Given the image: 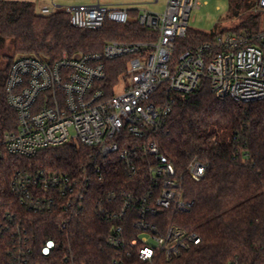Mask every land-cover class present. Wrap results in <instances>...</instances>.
Segmentation results:
<instances>
[{"label":"built area","instance_id":"1","mask_svg":"<svg viewBox=\"0 0 264 264\" xmlns=\"http://www.w3.org/2000/svg\"><path fill=\"white\" fill-rule=\"evenodd\" d=\"M258 3L257 10H264V0ZM198 6L199 0H167L161 13L138 11L139 25L152 38L109 41L101 51L64 52L57 60L23 55L9 69L7 99L17 113L18 128L0 135V155L34 157L47 148L84 145L92 150V166L97 162L95 173L102 174L99 161H118L127 174L139 176L135 189L110 191L95 202L109 223L105 244L113 254L106 264L171 262L201 243L197 233L156 219L165 210L189 211L194 202L185 196V180H201L208 167L194 156L180 170L161 150L156 137L178 97L208 80L219 99H264V26L218 33L194 49L178 51ZM65 11L80 29L130 20L125 7L82 3ZM52 12L49 6L41 9L43 14ZM123 57L128 67L108 92L106 61ZM120 84L123 90L117 93ZM90 187L88 177L65 172L18 175L11 191L29 210L62 208L67 213L65 229L83 213ZM0 233L11 234L8 260L2 264H56L53 258L61 247L55 239L47 240L35 255L10 215L0 222ZM65 249L57 264H88L76 259L70 245Z\"/></svg>","mask_w":264,"mask_h":264},{"label":"trees","instance_id":"2","mask_svg":"<svg viewBox=\"0 0 264 264\" xmlns=\"http://www.w3.org/2000/svg\"><path fill=\"white\" fill-rule=\"evenodd\" d=\"M254 4L231 0L229 15L240 16L241 21L235 28H223L221 33L259 30V15L246 11ZM138 13L130 11V20L124 24L107 21L100 29H80L72 25L65 10L43 14L31 1L0 0V46L12 39L15 52L21 56L57 60L64 52L74 55L101 51L109 41L152 38V33L139 25ZM217 34L189 27L178 42V51L194 49ZM5 57L0 53V135L18 128L17 113L8 103L6 91L15 58ZM106 66V87L112 92L128 67V58L108 60ZM156 138L162 152L180 170L194 156L208 162L201 180H185V196L194 202L193 207L183 212L165 210L156 217L162 223H176L197 233L201 243L179 259L159 264H264V99H219L206 80L195 92L178 97ZM91 154L89 147L68 143L43 149L34 157L0 155V222L8 215L18 221L23 238L28 237L37 255L47 240L58 241L61 250L53 258L56 264L69 245L78 261L106 264L113 254L105 244L109 223L98 214L95 202L110 191L135 189L139 181V176L127 174L118 161H99L102 174L95 173L97 162L92 166ZM65 172L83 175L91 182L86 207L69 228L62 227L67 213L59 206L52 211L29 210L11 191L18 175ZM9 233H0V264L8 260Z\"/></svg>","mask_w":264,"mask_h":264},{"label":"rangeland","instance_id":"3","mask_svg":"<svg viewBox=\"0 0 264 264\" xmlns=\"http://www.w3.org/2000/svg\"><path fill=\"white\" fill-rule=\"evenodd\" d=\"M127 8H137L139 11L149 10L152 12H163L166 8L167 0H158V2H152L151 0H125ZM249 2H255V4L249 9L248 12H254L259 15L260 28L264 26V10L258 11L259 0H249ZM231 0H199V6L194 8L191 12L189 27L202 30L205 32L217 31L222 32L223 28L232 29L235 28L241 21L240 16L231 17L229 15ZM224 32V31H223ZM0 53L5 58L12 56L19 58L21 55L15 52V46L12 39H7L0 46ZM177 55V52H176ZM123 90L122 84L116 87V92Z\"/></svg>","mask_w":264,"mask_h":264},{"label":"crops","instance_id":"4","mask_svg":"<svg viewBox=\"0 0 264 264\" xmlns=\"http://www.w3.org/2000/svg\"><path fill=\"white\" fill-rule=\"evenodd\" d=\"M34 3L36 10L41 12L44 6H49L53 11L57 9L66 10L68 7L78 4H102L109 7H125L127 8V2L125 0H25ZM153 2V0H151ZM129 11L137 10V8H128Z\"/></svg>","mask_w":264,"mask_h":264}]
</instances>
